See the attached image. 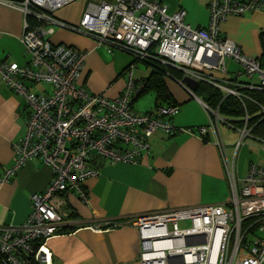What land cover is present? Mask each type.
Segmentation results:
<instances>
[{
  "label": "built area",
  "instance_id": "built-area-1",
  "mask_svg": "<svg viewBox=\"0 0 264 264\" xmlns=\"http://www.w3.org/2000/svg\"><path fill=\"white\" fill-rule=\"evenodd\" d=\"M75 1L0 0V5L24 16L22 43L28 59L25 64L0 62V81L30 108L27 133L13 144L14 164L0 181H7L34 158H41L53 173L45 190L32 195L26 221L0 227V264H53L47 242L58 235L69 215V194L87 203L85 183L99 175L92 166L94 159L137 165L150 152V139L159 131L199 136L216 146L230 196L224 204L164 209L130 218L123 226L139 231L140 264H264V168L251 163L243 177L236 168L237 154L248 138L264 144L253 133L255 116L248 108L257 106L256 117L263 121L264 104L247 93L264 91V55L247 56L221 34V25L229 17L264 11V0H210L205 28H193L186 22L185 10L170 13L157 0L90 2L81 23L71 25L57 14ZM57 30L90 36L109 53L119 50L134 58L119 96L91 93L81 83L88 53L54 45L49 37ZM228 59L241 71L229 72ZM141 62L181 72L177 82L191 93L185 78L219 89L223 99L236 98L245 111L242 125L222 116L220 106L206 102L202 104L209 123L194 128L172 123L180 113L177 104L159 107L154 114L138 112L134 103L146 83H137L133 70ZM27 82L47 84L51 91L34 93ZM221 124L238 133L233 159Z\"/></svg>",
  "mask_w": 264,
  "mask_h": 264
},
{
  "label": "crops",
  "instance_id": "crops-1",
  "mask_svg": "<svg viewBox=\"0 0 264 264\" xmlns=\"http://www.w3.org/2000/svg\"><path fill=\"white\" fill-rule=\"evenodd\" d=\"M101 1L76 0L61 9L57 16L68 24L79 25L87 5ZM157 1L166 5L170 13L185 10L186 22L193 28H205L209 24L210 0ZM23 24L24 16L20 11L0 5V62L25 64L28 61L22 43ZM221 34L237 43L247 56L262 57L264 11L229 17L221 25ZM49 39L54 45L64 44L88 53L81 83L91 93L115 98L124 90L127 72L134 62L124 52L109 53L92 37L69 30H57ZM228 70L231 72L230 68ZM152 71L151 65L141 62L134 68L133 75L137 83H143ZM237 71L240 69L233 72ZM177 79L167 76L163 79L173 103L180 106V113L172 123L179 128L207 125L209 116L202 104L205 101L196 93L197 85L191 93ZM26 85L37 94L51 91L50 86L43 83L27 82ZM145 94L150 97L141 98ZM145 94L136 99L134 107L140 113L154 114L156 94L152 90ZM29 116L30 108L24 98L0 81V178L14 164L13 144L25 137ZM220 129L224 141L235 138L233 131L236 130L225 124H221ZM231 143L226 145L233 159L237 141ZM150 144V152L137 165L94 159L92 166L99 169V175L85 183L87 203L76 194H69V215L58 235L47 242L53 264H140L139 231L131 225L123 226L130 218L164 209L227 202L230 186L216 146L199 136L169 135L163 131L153 135ZM241 149L236 157V168L243 177L251 163L246 149ZM255 162L264 168V164ZM52 177V170L42 159L34 158L7 181H0V227L23 224L31 212L32 195L44 191ZM114 224L120 226L113 227Z\"/></svg>",
  "mask_w": 264,
  "mask_h": 264
},
{
  "label": "trees",
  "instance_id": "trees-1",
  "mask_svg": "<svg viewBox=\"0 0 264 264\" xmlns=\"http://www.w3.org/2000/svg\"><path fill=\"white\" fill-rule=\"evenodd\" d=\"M147 64L153 67V71L149 79L143 81L146 85L140 96L152 90L156 94V108L176 105L173 103L172 97L170 96L163 79L166 76V73H170L175 78H181V72L172 68H166L165 66L159 64ZM196 93L202 97L203 101L211 106H220V113L222 116L232 120L238 126L242 125V119L245 116V111L241 103L236 98L230 96L223 99L224 95L219 89L205 83L197 84ZM247 93L259 103L264 104V91H248ZM248 108L251 115L253 117L255 116V118L251 120L254 135L264 139V120L260 121V117H256L258 116L256 115L258 107L249 104Z\"/></svg>",
  "mask_w": 264,
  "mask_h": 264
},
{
  "label": "rangeland",
  "instance_id": "rangeland-1",
  "mask_svg": "<svg viewBox=\"0 0 264 264\" xmlns=\"http://www.w3.org/2000/svg\"><path fill=\"white\" fill-rule=\"evenodd\" d=\"M116 51H119V50H116ZM120 52V51H119ZM122 52V51H121ZM128 57H130L131 59H134L131 55H129L128 53L124 52ZM140 64V63H138ZM227 66L228 68H230L231 72H233L234 70H239L241 71V68L238 67V65L233 62L232 60L228 59L227 60ZM136 67V66H135ZM150 97V95H143L141 98H144V97ZM236 135H235V138L233 139H229L227 138L225 143L226 144H232L231 142H236L239 140V137H238V133L237 131H233ZM244 149H246L247 151V154H246V157H248V162L250 163H256L255 161H259L261 162L262 164H264V144L260 141H257V140H254V139H250L248 138L246 141H245V144L243 146ZM242 148V149H243ZM241 149V150H242ZM252 160H255V161H251Z\"/></svg>",
  "mask_w": 264,
  "mask_h": 264
},
{
  "label": "water",
  "instance_id": "water-1",
  "mask_svg": "<svg viewBox=\"0 0 264 264\" xmlns=\"http://www.w3.org/2000/svg\"><path fill=\"white\" fill-rule=\"evenodd\" d=\"M185 84L190 88V89H195L197 83L193 82L192 80H190L189 78H185L184 79Z\"/></svg>",
  "mask_w": 264,
  "mask_h": 264
}]
</instances>
